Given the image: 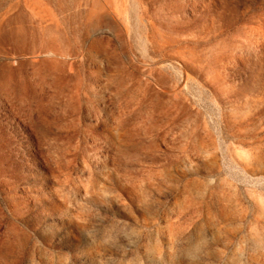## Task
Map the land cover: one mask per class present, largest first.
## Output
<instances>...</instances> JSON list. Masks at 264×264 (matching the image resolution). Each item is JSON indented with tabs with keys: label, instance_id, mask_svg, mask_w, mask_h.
<instances>
[{
	"label": "rangeland",
	"instance_id": "rangeland-1",
	"mask_svg": "<svg viewBox=\"0 0 264 264\" xmlns=\"http://www.w3.org/2000/svg\"><path fill=\"white\" fill-rule=\"evenodd\" d=\"M0 264H264V0H0Z\"/></svg>",
	"mask_w": 264,
	"mask_h": 264
}]
</instances>
